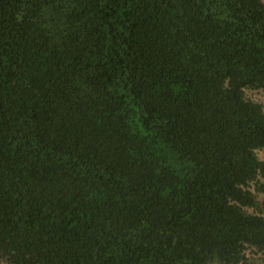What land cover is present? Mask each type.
<instances>
[{"label":"trees","instance_id":"1","mask_svg":"<svg viewBox=\"0 0 264 264\" xmlns=\"http://www.w3.org/2000/svg\"><path fill=\"white\" fill-rule=\"evenodd\" d=\"M260 88L262 0H0V261L264 252Z\"/></svg>","mask_w":264,"mask_h":264},{"label":"rangeland","instance_id":"2","mask_svg":"<svg viewBox=\"0 0 264 264\" xmlns=\"http://www.w3.org/2000/svg\"><path fill=\"white\" fill-rule=\"evenodd\" d=\"M264 3V0H262ZM245 96L255 102H258L262 105L264 110V88L260 89H245ZM258 158L264 161V147L257 151ZM264 213V211H263ZM246 261L240 264H264V252L257 251L254 248H249L246 251ZM0 264H5L0 261Z\"/></svg>","mask_w":264,"mask_h":264}]
</instances>
